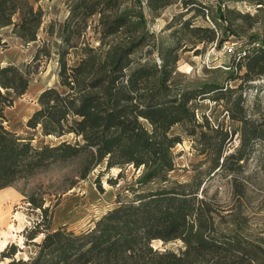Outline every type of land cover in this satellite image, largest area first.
<instances>
[{
    "label": "trees",
    "instance_id": "trees-1",
    "mask_svg": "<svg viewBox=\"0 0 264 264\" xmlns=\"http://www.w3.org/2000/svg\"><path fill=\"white\" fill-rule=\"evenodd\" d=\"M145 1L151 11L157 12L174 0ZM181 1L185 11L174 15L166 24L168 29H173V38H177L180 30L174 27L178 23L179 28L199 42L220 41L215 28V25L220 27L217 20H223L233 34L229 27L232 20L252 17L249 13L223 12L219 5L218 18L213 17L215 23L194 24L193 19H182L185 13L193 9L204 15L208 6L199 0ZM121 4L120 0L74 1L61 28L67 47L76 46L72 42L74 34L76 37L81 34L77 25L85 26L86 19L92 15H98L103 24L102 39L124 33L128 42L112 45L103 54L89 44L82 45L81 56L73 64L66 61L68 48L63 49L57 58L61 89L53 86L41 90L38 108L26 121L31 128L39 126L44 136L71 133L79 140L35 146L31 140H22L7 130L2 124L4 109L15 96L26 92L31 71L27 66L0 63V189L14 186L51 163L68 161L81 154L86 163L83 177L101 163L105 168L132 165L143 168L136 180L139 185L153 181L163 184L135 191L131 200H118L115 207L79 234L63 226L51 229L46 216L24 230V243L36 247L27 258L16 257L20 248L11 242L0 250V261L6 260L4 264H264L262 242L254 244L215 226L214 208L197 195L206 181L203 177L193 174L190 181L176 182L167 176L174 169L171 148L179 141L177 136L168 135L169 130L176 123L195 122L188 102L198 95L215 94L214 97L221 99L223 86L205 81L194 89L173 91L169 84L171 70L177 62L178 50L182 47L187 50L186 44L177 39L174 46L162 48L159 64L153 59H135L134 53L149 35L145 17L140 10H119ZM41 19V11L34 10L28 0H0V29L11 25L12 32L27 42L36 40ZM250 43L237 52L229 65L238 71L243 68L241 77L246 82L264 76V41L255 38ZM230 74L232 79L240 76L237 72L236 76ZM248 86L253 87L251 83ZM226 100L230 101L229 118L240 123V142L233 153L223 154L228 135L220 134L214 144L209 173L218 168L237 172L238 162L244 159L253 142L264 139V118L247 119L248 105L243 93L239 91ZM27 201L47 214L42 201L33 195H27ZM41 234L40 241L35 242ZM152 240L163 243L180 240L184 245L179 252L168 248L158 251L153 248Z\"/></svg>",
    "mask_w": 264,
    "mask_h": 264
},
{
    "label": "rangeland",
    "instance_id": "rangeland-1",
    "mask_svg": "<svg viewBox=\"0 0 264 264\" xmlns=\"http://www.w3.org/2000/svg\"><path fill=\"white\" fill-rule=\"evenodd\" d=\"M28 1L34 10L41 11L42 19L36 32V40L27 42L19 38L12 32L11 25L0 29V63L27 66L31 71L28 89L22 96H15L12 104L4 109L5 121L2 124L22 140H31L35 146L54 145L61 140L74 142L79 139L71 133L61 137L44 136L39 126L31 128L26 125L27 119L38 108V93L47 87L56 86L61 89L58 53L68 48L66 61L73 64L81 56L82 45L89 44L103 54L112 45H122L123 41L127 43L128 40L124 33L112 34L102 39L103 24L98 15H92L86 19L85 26L84 23H78L77 29L81 34L77 37L74 34L72 40L76 46L67 47L61 28L75 0ZM138 1L120 0L122 4L118 8L140 10L145 17V28L149 35L133 57L154 60L162 48L174 46L175 42L181 40L186 44L187 50L184 47L178 50L177 62L171 70L169 84L173 91L194 89L205 81L216 82L224 89V97L221 99L214 97L215 94L206 97L198 95L191 99L188 106L194 113L195 122L176 123L169 130L168 135L177 136L179 141L171 148L174 169L168 173V178L183 182L190 181L193 174L203 177L206 181L197 195L214 208L215 226L224 233L244 237L254 244L262 242L264 245V139L253 142L244 159L238 162L240 166L237 172L231 173L218 168L214 173H209L210 159L215 155L214 144L220 134L228 135L222 148L223 154L233 153L240 142V123L229 118L227 106L230 101L226 99L231 100L241 91L248 105L247 119L261 121L264 118V76L246 82L241 77L243 68L239 71L234 66L229 68L240 49H245L255 38L264 41V0H199L208 6L204 10L205 14H197L190 9L183 20L190 18L194 24L206 22L211 25L215 23L213 17L218 18L216 10L219 5L223 12L231 10L235 14L252 15L249 19L232 20L229 27L234 30L233 34L228 31L223 20H217L220 27L215 25V28L220 41L212 42H199L186 30L179 28L178 23L174 27L180 30L177 38H173V29H168L166 24L174 15L185 11L181 0H174L157 12L151 11L145 0H140V3ZM256 7L263 9L258 10ZM223 31L226 32L225 35ZM231 72L234 76L236 72L240 76L232 79ZM249 83L253 85L251 89L248 88ZM85 164L84 154L68 161H56L40 168L32 176L19 180L10 189L0 191V242L6 240L7 243L16 244L20 248L16 257L27 258L36 249L31 243H24V230L43 221L46 216L51 229L63 226L66 230L79 234L94 225L103 213L115 207L118 200H131L135 191L163 184V181H153L144 186L139 185L136 180L143 168L132 165L105 168L101 163L87 171L83 177ZM27 195H33L38 201H42L47 214L34 208L27 201ZM41 236L42 234L34 241H40ZM151 244L155 250L163 251L168 248L175 252H179L184 245L180 240L164 243L152 240ZM5 261H0V264Z\"/></svg>",
    "mask_w": 264,
    "mask_h": 264
},
{
    "label": "bare ground",
    "instance_id": "bare-ground-1",
    "mask_svg": "<svg viewBox=\"0 0 264 264\" xmlns=\"http://www.w3.org/2000/svg\"><path fill=\"white\" fill-rule=\"evenodd\" d=\"M11 187H7V188H4V189H0V191H4V190H7V189H10ZM7 244V241L4 240V241H1L0 242V250L3 249V247Z\"/></svg>",
    "mask_w": 264,
    "mask_h": 264
},
{
    "label": "built area",
    "instance_id": "built-area-1",
    "mask_svg": "<svg viewBox=\"0 0 264 264\" xmlns=\"http://www.w3.org/2000/svg\"><path fill=\"white\" fill-rule=\"evenodd\" d=\"M156 62H157V64H159L160 62H161V60L160 59H158V57H155V59H154Z\"/></svg>",
    "mask_w": 264,
    "mask_h": 264
}]
</instances>
